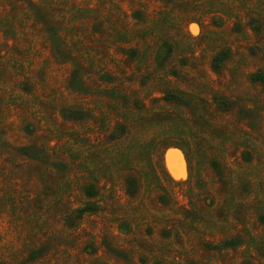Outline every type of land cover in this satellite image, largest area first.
Returning <instances> with one entry per match:
<instances>
[{"label":"rangeland","instance_id":"rangeland-1","mask_svg":"<svg viewBox=\"0 0 264 264\" xmlns=\"http://www.w3.org/2000/svg\"><path fill=\"white\" fill-rule=\"evenodd\" d=\"M0 264H264V0H0Z\"/></svg>","mask_w":264,"mask_h":264}]
</instances>
